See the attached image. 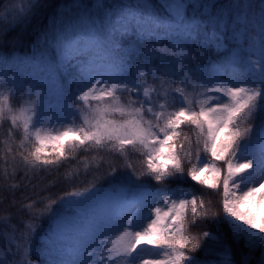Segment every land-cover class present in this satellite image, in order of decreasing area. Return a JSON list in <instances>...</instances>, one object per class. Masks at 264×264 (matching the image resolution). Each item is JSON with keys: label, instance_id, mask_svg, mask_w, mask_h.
I'll list each match as a JSON object with an SVG mask.
<instances>
[{"label": "snow or ice", "instance_id": "obj_1", "mask_svg": "<svg viewBox=\"0 0 264 264\" xmlns=\"http://www.w3.org/2000/svg\"><path fill=\"white\" fill-rule=\"evenodd\" d=\"M42 6V0H27L13 20L5 23L0 17L4 63L20 40L19 34L13 35L16 28ZM87 7L82 12L75 9V17L63 14L59 26L54 21L51 34L45 33L44 43L51 41L50 49H38L39 56L31 57L42 68L40 79L18 83L0 78V126L8 121L9 134L13 129L21 132L20 149L31 145L27 154L13 155L7 147L12 163L11 172L4 169V179L22 175L4 191L13 197L14 207L20 183L40 189L38 198H25L27 202L20 204L27 220L17 224L11 212L0 215V264H36L29 258L32 237L35 221L45 215L53 226L52 237L72 240L70 247H57L52 240L48 264H136L146 250L154 257L142 264H201V258L191 253L210 247L218 264H236L222 231L189 234L190 228L208 218L211 201L179 185L167 186L169 179L183 180L185 174L210 193L222 189L220 203L232 241H243L248 249L240 264H250L253 258L264 264V0H228L225 5L164 0L160 7L167 20L148 12L149 5L139 6L144 9L139 12L121 7L106 19L104 9L111 6L97 3L99 24ZM206 8L211 12L205 22L203 13L198 18L196 12ZM225 9L224 27L235 25L231 34L239 49L225 61L246 62L248 75L242 80H205L200 64L211 48L224 50L227 44L223 33H202L220 31ZM161 30L175 33V43L142 49L145 61L132 75L120 57L117 34L131 31L140 42H151L153 37L162 39ZM157 59L159 64L154 63ZM73 67L78 75L70 71ZM53 87L62 102L57 117L48 114L37 91L43 88L46 95ZM21 92L24 96L14 107L12 101ZM78 150L88 155L58 175L66 162L76 159ZM135 153L142 156L137 179L151 177L164 183L163 188L151 191L138 185L131 201L103 215L92 207L100 192L94 182L84 191L65 192L56 199L43 195L60 181L76 180L81 168L84 175L104 165L109 176L118 167L137 173L130 159ZM107 154L119 156L123 163L106 159Z\"/></svg>", "mask_w": 264, "mask_h": 264}, {"label": "trees", "instance_id": "obj_2", "mask_svg": "<svg viewBox=\"0 0 264 264\" xmlns=\"http://www.w3.org/2000/svg\"><path fill=\"white\" fill-rule=\"evenodd\" d=\"M27 0H0V17L5 18V23L13 20L16 15V9L22 8L26 5ZM189 3H200V4H208V5H225L228 0H187ZM258 2V0H257ZM104 3L110 8L104 9L105 18L107 19V14L110 12H117L120 8H131L136 9L138 11H143L144 9L139 7L143 5H149L147 11L158 16H162L167 18L165 11L160 7L164 3V0H42L43 6L40 7L36 14L31 18L27 23L21 24L16 28V32L13 33L20 35V40L16 44V50L13 53V56H21V57H32L33 55L39 56V51L44 49H50L51 41H49L48 45L44 43V35L45 33L51 34L53 29V24L55 21L56 26H59L61 20L65 17L63 14L67 13L70 17H75L77 15V11L75 9L79 8L82 12L87 7V11L93 14V17L96 19L97 24L100 23V16L96 15L97 9L95 4ZM221 11L218 7L217 12ZM227 11L226 9L224 10ZM211 12V8L206 9H198L196 15L198 18H201V14L203 13V18L207 19V14ZM60 14L59 16L57 14ZM114 17H111V19ZM228 23V12L224 14L223 22L220 26V33H223L224 38L226 37V41L228 42V54L237 53L239 51L235 41L232 38L231 29L232 25H230L227 29L224 27V24ZM86 37V35H85ZM169 42V41H167ZM170 43V42H169ZM163 46H167L165 42L162 44H158L151 40V42H140L139 40L134 43L132 46L134 56H130V62L134 64V60H138L143 63L145 61V55L141 51L144 48L149 49H160ZM170 47V45L168 46ZM4 55V52H0V56ZM157 55H159L157 53ZM224 54L219 53L216 48H211L208 52V59L200 64V66L210 65V66H220V68L225 71L226 78L225 79H239L242 80L247 77V66L244 67V62L239 59L236 60L234 64H227L226 61L218 62L216 61L220 56ZM225 58V57H224ZM255 58V57H253ZM218 62V63H217ZM154 63L159 64V60H155ZM127 65V64H125ZM221 65H224L221 67ZM134 68L131 67V71ZM135 70V69H134ZM135 75V73H134ZM151 83V79H149ZM135 95V94H133ZM126 96L122 97V100H125ZM10 122H3L2 126H0V197H7L0 199V215H5L9 212L13 214L12 222L20 224L21 220H27V213L21 212L19 210L20 204L22 202H27V199H36L38 198L37 194L39 193V187H33L32 185H27V182L20 183L19 189L16 190L15 200L16 205L12 206L13 197L9 192L4 191V188L8 184L18 183L19 177L22 175L21 173L17 174L15 179L9 178L8 180L4 179V169L7 168L9 172H11V168L9 165L12 163L11 156H6L7 147L10 146L12 149V154L15 155L18 151H24L25 154L31 151V145L25 144L23 149L19 148V141L21 138V132L13 129L11 134H9ZM88 155L83 151H79L77 153V157L75 160H69L62 166L59 170L58 175H62L65 173L72 165H75L81 157ZM111 158L117 165L123 163V160L119 156H113L112 154H107L105 156L106 159ZM130 159L137 169V173H134L132 169L118 167L117 172L111 176L107 175L109 171L106 165L102 166L99 171H89L87 175L83 174V169L81 168L82 174L76 180H70L68 182L60 181L55 186L51 187L48 192L43 193V195H51L53 199L62 196L65 192H71L79 189L80 191H84L86 187H89V182H94L97 188L100 191L110 190V188L119 187L120 184H125V186H130V188H126L125 194L127 197H133L134 194L137 193V186L144 184L149 190L154 191L159 188H163L165 186L164 183H157L151 177L142 176L137 179L138 170L141 167L140 160H142V156L140 154L135 153L131 154ZM20 157L16 155V162H19ZM7 161V162H6ZM188 165L186 164L185 167ZM167 186L169 188L176 187L179 185L182 189H186L189 191H193L197 194V196L202 197L206 200H210L209 204V216L205 220H201L195 228H190V235H198L203 231H210L213 233H217L222 231L228 244L231 245L233 257L236 261V264H240L241 254L247 253L248 249L244 247L243 241L239 244L232 241L230 230L228 225L225 223L224 214L222 211V205L220 203L222 197L219 194L221 190H217V192L210 193L209 190L201 188L199 185H196L190 179H187L185 174V179L177 180V179H169L167 182ZM215 214V215H214ZM22 228L23 226L20 225ZM36 231L32 237V245L39 243V238L42 234L50 231L52 229L51 220L47 215L41 217L39 220L35 221ZM200 243L204 244V238L201 236ZM211 253V254H210ZM3 255L2 252H0ZM196 257L201 258V264H218V257L214 254V250L212 247L209 249L197 250L194 253H191ZM259 256V250L255 252V257ZM30 259L39 262V257L35 253H31L29 256ZM250 264H257L255 258H253Z\"/></svg>", "mask_w": 264, "mask_h": 264}, {"label": "rangeland", "instance_id": "obj_3", "mask_svg": "<svg viewBox=\"0 0 264 264\" xmlns=\"http://www.w3.org/2000/svg\"><path fill=\"white\" fill-rule=\"evenodd\" d=\"M125 10H135L131 8H125ZM119 11V10H118ZM117 11V12H118ZM139 12V11H138ZM227 11H225L224 14H226ZM161 19L167 20V18L160 16ZM112 19H115L112 18ZM232 28L235 27L234 24H232ZM221 34L220 32H216L215 28H213L211 33L204 32L202 35H217ZM159 35L162 39L159 41L156 40L155 37L152 38V40L158 44H162V42H165L167 46H163V48H168V46L175 43L177 37L175 33L169 32L165 34L163 30L159 32ZM254 35V33H253ZM86 38V37H85ZM116 39L120 42V57L123 58L125 61V67L129 66L136 69V67L140 64L139 58L138 60H134L133 65L129 60L130 56L133 54L132 46L136 41H138L136 34L129 31L125 35L117 34ZM222 39H224V36L222 35ZM169 41V42H167ZM227 48L224 50H217L219 53L226 54L228 51V42L226 41ZM247 45H245L246 47ZM255 59V58H253ZM225 58L220 56L216 61L222 62ZM217 62V63H218ZM77 61H73V64L75 65ZM244 67H246V62H244ZM201 69H203V72L205 74L204 79L210 80L212 77H223L226 78V73L223 71L220 66H210V65H204L200 66ZM131 71V74L134 75L135 70ZM72 74L78 75V70L76 67H73L70 69ZM42 75V68L41 66L32 63L31 57H21V56H14L11 59L7 61V63H4L3 57H0V78L7 76L9 80L15 79L18 83L23 81H34L37 79H40ZM150 83V82H149ZM206 86H211L210 84H206ZM37 91H40L42 93V100L45 106V110L48 112L49 115L53 117H57L61 115V100L57 94V91L55 87L51 88L50 91L47 92L46 95H44V89L40 88L37 89ZM24 93H18L16 98L12 101L13 106L16 107L18 102L23 98ZM80 121L77 120V124H79ZM58 127V125H57ZM126 188H130V186H125V184H120L119 187L110 188V190H104L100 191L99 195L97 196L95 202L93 203L94 210L100 214L103 215L105 213H108L110 211L116 210L120 205L126 204L127 202L132 200V197H126L125 191ZM155 207V204L152 205ZM130 208V205H129ZM129 208H126L125 210H129ZM51 237V239H50ZM52 240H55L57 247H70L72 244L71 237H52V229L44 234H42L39 238V243L32 245V252L37 254L39 257V262H36V264H48V260L51 258L47 255V252L49 251L50 247L52 246ZM147 248V246H145ZM1 255V254H0ZM154 257V252L150 250H146L140 254V258L137 260L136 264H142L143 259H151Z\"/></svg>", "mask_w": 264, "mask_h": 264}]
</instances>
